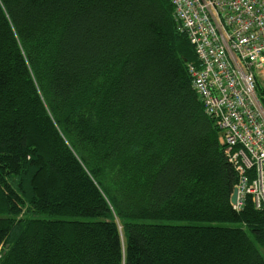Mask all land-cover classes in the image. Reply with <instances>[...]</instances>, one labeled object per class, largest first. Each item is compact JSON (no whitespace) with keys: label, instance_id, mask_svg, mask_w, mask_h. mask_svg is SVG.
<instances>
[{"label":"trees","instance_id":"trees-1","mask_svg":"<svg viewBox=\"0 0 264 264\" xmlns=\"http://www.w3.org/2000/svg\"><path fill=\"white\" fill-rule=\"evenodd\" d=\"M190 63L170 0H0V264H264Z\"/></svg>","mask_w":264,"mask_h":264},{"label":"built area","instance_id":"built-area-1","mask_svg":"<svg viewBox=\"0 0 264 264\" xmlns=\"http://www.w3.org/2000/svg\"><path fill=\"white\" fill-rule=\"evenodd\" d=\"M170 2L197 56L188 64L193 89L239 175L233 207L251 199L264 211V0Z\"/></svg>","mask_w":264,"mask_h":264},{"label":"water","instance_id":"water-1","mask_svg":"<svg viewBox=\"0 0 264 264\" xmlns=\"http://www.w3.org/2000/svg\"><path fill=\"white\" fill-rule=\"evenodd\" d=\"M237 194H238V190L237 188L234 189L233 195L231 197V203L233 205H235L237 203Z\"/></svg>","mask_w":264,"mask_h":264},{"label":"rangeland","instance_id":"rangeland-1","mask_svg":"<svg viewBox=\"0 0 264 264\" xmlns=\"http://www.w3.org/2000/svg\"><path fill=\"white\" fill-rule=\"evenodd\" d=\"M261 89L263 88V86L261 85V83H259ZM229 226H235V225H229ZM263 252H264V249H263Z\"/></svg>","mask_w":264,"mask_h":264}]
</instances>
